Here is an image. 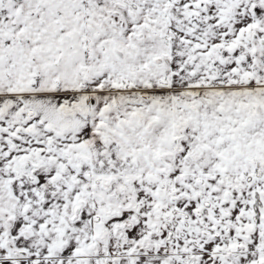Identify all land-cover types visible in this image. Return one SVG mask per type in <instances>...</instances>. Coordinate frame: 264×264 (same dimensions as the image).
Returning <instances> with one entry per match:
<instances>
[{
  "label": "snow or ice",
  "instance_id": "1",
  "mask_svg": "<svg viewBox=\"0 0 264 264\" xmlns=\"http://www.w3.org/2000/svg\"><path fill=\"white\" fill-rule=\"evenodd\" d=\"M0 264H264V0H0Z\"/></svg>",
  "mask_w": 264,
  "mask_h": 264
}]
</instances>
